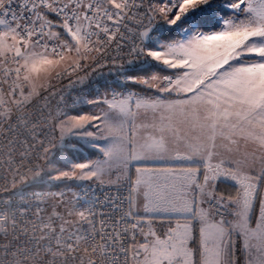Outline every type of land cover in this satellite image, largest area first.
<instances>
[{
	"label": "snow or ice",
	"instance_id": "1",
	"mask_svg": "<svg viewBox=\"0 0 264 264\" xmlns=\"http://www.w3.org/2000/svg\"><path fill=\"white\" fill-rule=\"evenodd\" d=\"M0 264H264V0H0Z\"/></svg>",
	"mask_w": 264,
	"mask_h": 264
}]
</instances>
